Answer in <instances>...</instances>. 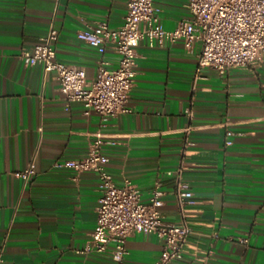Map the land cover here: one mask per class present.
<instances>
[{
	"label": "crops",
	"instance_id": "1",
	"mask_svg": "<svg viewBox=\"0 0 264 264\" xmlns=\"http://www.w3.org/2000/svg\"><path fill=\"white\" fill-rule=\"evenodd\" d=\"M187 2L154 0L165 29L189 16ZM126 12L127 0H0V264H155L163 241L154 233L128 237L121 259L114 242L84 251L100 177L56 162L84 158L97 133L111 141L104 167L117 185L130 180L149 202L161 183L169 222L183 219L168 173L183 164L194 202L185 206L191 233L175 264H264V64L206 68L195 79L199 44L189 52L182 39H143L131 111L105 121L69 102L54 71L20 57L55 28L58 59L90 80L101 59L114 68L119 54L111 45L101 53L78 32L99 22L117 29ZM32 162L34 176L16 175Z\"/></svg>",
	"mask_w": 264,
	"mask_h": 264
},
{
	"label": "built area",
	"instance_id": "2",
	"mask_svg": "<svg viewBox=\"0 0 264 264\" xmlns=\"http://www.w3.org/2000/svg\"><path fill=\"white\" fill-rule=\"evenodd\" d=\"M187 6L189 16L172 30L161 24L154 0H127L125 21L117 29L109 28L107 22H99L80 30L78 37L101 53L111 45L119 54V63L114 68L107 67V62L101 59L97 74L90 80L82 67L58 59L59 31L55 28L32 49L23 50L20 57L26 66L41 64L45 71H54L59 88L69 102L81 101L85 115L95 112L105 121L131 111L129 99L135 84L137 46L143 39L152 46L182 39L189 52L199 44L195 79L201 77L206 68L225 74L234 67L264 64V0H188ZM106 142L111 141L97 133L84 158L56 162L58 166L71 167L78 172L96 171L100 177L102 195L96 226L84 251L103 252L114 242L113 255L121 259L126 253L128 237L138 232L154 233L163 241L155 264H175L183 258L191 233L185 206L194 202L189 183L183 177V164L168 172L176 176L175 193L183 219L169 222L161 210L164 192L160 182L156 183L149 202L142 200L140 190L130 180L123 185L116 184L104 167ZM190 144L187 142L185 147ZM35 173L32 162L16 175L29 180ZM242 241L247 243L248 238Z\"/></svg>",
	"mask_w": 264,
	"mask_h": 264
}]
</instances>
